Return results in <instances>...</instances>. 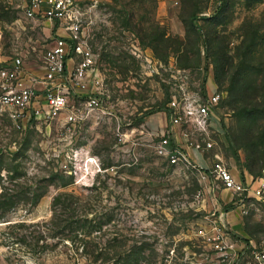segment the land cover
Masks as SVG:
<instances>
[{"label":"rangeland","instance_id":"1","mask_svg":"<svg viewBox=\"0 0 264 264\" xmlns=\"http://www.w3.org/2000/svg\"><path fill=\"white\" fill-rule=\"evenodd\" d=\"M27 1L0 0V74L17 58L43 64L54 41ZM78 1L96 6L90 43L118 118L138 124L174 97L218 90L226 162L264 180V0ZM93 120L83 140L102 169L83 178V162L75 178L36 125L0 115V264H194L208 244L202 214L185 212L189 194L170 189L184 180L151 148L123 165L132 156L117 149L116 119ZM244 202L243 234L228 232L252 256L264 250V197Z\"/></svg>","mask_w":264,"mask_h":264},{"label":"built area","instance_id":"2","mask_svg":"<svg viewBox=\"0 0 264 264\" xmlns=\"http://www.w3.org/2000/svg\"><path fill=\"white\" fill-rule=\"evenodd\" d=\"M25 13L33 20L45 18L55 22L57 30L52 45L44 55L42 75L28 73L20 58L0 74V114L23 126L32 120L50 122L66 112L65 137L72 144L91 114L114 115L111 106L104 103L107 95L105 78L98 65L97 53L90 43V26L97 19L96 6L81 4L78 0H28ZM73 56L78 57V61L74 70L67 74V61ZM36 84L45 86L46 103L38 107L34 105L38 101ZM75 89L87 91V98L81 106L70 104V95ZM220 100L218 90L203 100L187 94L172 98L166 110H163L167 124L158 133H145L141 125L127 135L120 126L117 127L119 148L129 140L130 147L123 151L131 154L134 163L140 157L137 150L151 148L156 156L167 160L170 165L179 166L183 172L192 170L207 183L195 192L192 199L183 203L186 211L201 207L206 202V195L218 188L242 198L264 197V180L253 177L247 180L246 175L237 176L211 137L216 132L213 126L214 111ZM174 126L181 128L189 147L202 153L214 150L210 168L197 166L182 146L174 143ZM57 156L61 157L60 154ZM60 161L63 171L74 173L76 162L70 156L65 155ZM98 163L95 161L97 168L101 169ZM84 168L88 170L86 162ZM210 178H214V183L209 184ZM215 213L213 211L211 216L205 218L207 227L202 228L201 233L208 246L202 254L194 257V264H264V250L247 256V243L231 238L229 229L222 223L223 214L216 216Z\"/></svg>","mask_w":264,"mask_h":264},{"label":"crops","instance_id":"3","mask_svg":"<svg viewBox=\"0 0 264 264\" xmlns=\"http://www.w3.org/2000/svg\"><path fill=\"white\" fill-rule=\"evenodd\" d=\"M40 20H41V24L43 25V27L50 33L54 31L55 27H56L55 30H57V25L55 24V22L49 19H45V18L40 19ZM77 61H78V57L76 56L70 57L68 59L67 65H66L67 74H69L70 72L74 70V67ZM23 62H24V68L28 73L34 74V75L43 74L44 68H43V64L40 65V62L38 64L28 63V65L26 61H23ZM210 85H211V88L214 87L212 83H210ZM36 91L38 93V101H36L34 105L36 107L45 105L46 103L44 99L45 86L42 84H36ZM214 91L210 93H213ZM86 98H87V91H83L80 89L72 90L71 95H70V104L81 106L84 100H86ZM66 115L67 113L63 112L58 118L50 122H37L33 120L31 123L24 124L22 128H28V127L32 128L34 125H36L40 133L45 138H47L45 140V144L47 147H52L57 152H60V155L62 158H64L65 155L70 156L76 162V165L74 166V169H73L74 173L70 174V175L76 176L75 178H81L79 177L80 176L79 174L81 173V169H82L81 167H82L83 162L84 164L86 162V165L88 166V170L84 168V171L90 170V172L84 175L83 178H87V177L94 178V175H96V173L98 171L100 172L102 169V168L101 169L97 168V165H95V161L98 162V157L91 155L90 151H88V145L86 144L85 140H83L85 137L84 133H85V130H86L85 128L87 127V125H89L90 122L96 121L93 119H103L104 121H106L107 119L110 120L112 118H115L116 119V129H115L116 134H117V127L120 126L121 130L127 135L133 129L135 130L138 129L141 125L144 126L143 128L145 129V133L146 132L158 133L167 124V116L163 110H159V111L153 112L145 116V118L138 124L125 122L121 120L120 118H118L115 114L112 117H109V116H103L99 113H93L88 118V120L84 123L82 128L79 130V135L74 140V143L69 144V142L66 141L67 140L65 137L66 132L64 129ZM2 116H5L8 120L12 121L8 116L6 115H2ZM213 124H214L213 126L215 129V120ZM51 125H52V128H51ZM215 130L216 132L212 133L211 137L217 144L216 147H219L221 149V146L219 145L216 139V135L218 136L220 132L218 128H216ZM172 137H173L174 143H178L179 145H181L185 153L189 157V159L192 160V162H194L197 166L204 168V169L210 168L212 166L213 164L212 158H213L214 150L202 153V152L195 150L194 148L189 147L186 142V138H184V136L181 133V128H179L178 126L173 127ZM128 147H130L129 140L126 143H124V146H120V148L118 147L117 149H119V151L125 157L124 154L126 153L123 151V149L128 148ZM136 152H138L140 155L139 161L137 163H134L130 159L131 163H129L128 160H125L123 162V165H128V166L136 165L140 162V160H142V157L144 158L143 154L142 153L140 154V150L139 151L137 150ZM222 155L224 157L223 152H222ZM163 160L166 162V167L171 172L168 177L169 179L171 178L173 181H175V179L177 178L180 179V181L184 180L183 181L184 189L182 188L183 184H181V186H179L176 189H174L175 186L170 188V189L181 192L183 197L187 198L185 195H187L186 193H188L189 196L188 195L187 196L190 197V199H192L195 192L199 188L207 184L206 182L201 180V178H199V175L196 172L192 170H186L183 172L180 170L179 166L170 165L167 160L165 159ZM98 164H100V162ZM100 167H101V164H100ZM108 170H109L108 168H105V171H108ZM245 175H246L247 180L252 179V176L249 177L247 174ZM211 183H214V178H210L209 184ZM169 193L171 194L172 190ZM205 199H206L205 200L206 202H204V204L198 209H191L185 212H194L196 214H199V213L202 214V217H201L202 218L201 219L202 228L207 227V221L205 220V218H207V216H211V213H213V211L216 212L215 213L216 216H218V213L223 214L222 223L225 224L230 231H233L234 233L243 234L244 232L243 212L245 210L244 209L245 202H243L244 198H242V196L235 195L228 190L218 188L213 193L207 194ZM234 207H237V208L234 209Z\"/></svg>","mask_w":264,"mask_h":264},{"label":"trees","instance_id":"4","mask_svg":"<svg viewBox=\"0 0 264 264\" xmlns=\"http://www.w3.org/2000/svg\"><path fill=\"white\" fill-rule=\"evenodd\" d=\"M216 79H217V81L219 82L220 77L217 75V76H216ZM160 110H166V106L162 107Z\"/></svg>","mask_w":264,"mask_h":264},{"label":"water","instance_id":"5","mask_svg":"<svg viewBox=\"0 0 264 264\" xmlns=\"http://www.w3.org/2000/svg\"><path fill=\"white\" fill-rule=\"evenodd\" d=\"M194 21V19L192 20V22Z\"/></svg>","mask_w":264,"mask_h":264}]
</instances>
